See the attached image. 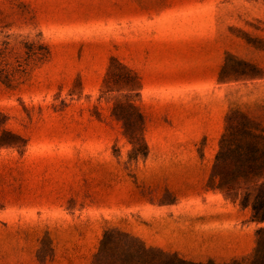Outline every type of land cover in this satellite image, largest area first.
<instances>
[{
  "label": "rangeland",
  "instance_id": "obj_1",
  "mask_svg": "<svg viewBox=\"0 0 264 264\" xmlns=\"http://www.w3.org/2000/svg\"><path fill=\"white\" fill-rule=\"evenodd\" d=\"M234 112L264 129V0H0V264H250L209 188Z\"/></svg>",
  "mask_w": 264,
  "mask_h": 264
},
{
  "label": "trees",
  "instance_id": "obj_2",
  "mask_svg": "<svg viewBox=\"0 0 264 264\" xmlns=\"http://www.w3.org/2000/svg\"><path fill=\"white\" fill-rule=\"evenodd\" d=\"M240 64L249 66L243 62ZM227 72L234 78L251 76L238 73L229 61H225L220 72V81L228 76ZM109 85L110 82H107L108 88ZM112 116L120 123L123 136L132 146V155H143L146 152L143 115L128 102H117L112 108ZM226 124L218 143L209 188L221 192L234 204L250 208L252 221L264 225V129L238 112L231 114ZM255 237L250 264H264V227L256 231ZM140 247L141 253L136 255V261L119 264H146L145 256L149 250L142 244ZM168 264L195 263L173 257Z\"/></svg>",
  "mask_w": 264,
  "mask_h": 264
},
{
  "label": "crops",
  "instance_id": "obj_3",
  "mask_svg": "<svg viewBox=\"0 0 264 264\" xmlns=\"http://www.w3.org/2000/svg\"><path fill=\"white\" fill-rule=\"evenodd\" d=\"M214 206V205H213ZM236 213L237 211L234 209L231 210H224V209H220L218 205H215V209H213V211H211L210 215H220L221 219L224 218V215L228 217L229 222L232 221V224H229V222H227V231L229 232L228 235L230 237V241L233 242V247H239L237 249H241L244 246V242L246 243L245 240V233L243 231V229H241L239 226H235L234 223L236 224ZM231 223V222H230ZM220 225L226 226L224 224V220L222 222H220ZM218 226V225H217ZM222 227V228H223ZM244 240V242H243ZM239 242V243H238ZM237 243V245H236Z\"/></svg>",
  "mask_w": 264,
  "mask_h": 264
}]
</instances>
